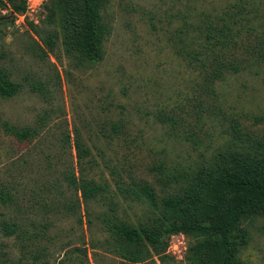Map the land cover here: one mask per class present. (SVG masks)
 I'll list each match as a JSON object with an SVG mask.
<instances>
[{"label":"rangeland","instance_id":"rangeland-1","mask_svg":"<svg viewBox=\"0 0 264 264\" xmlns=\"http://www.w3.org/2000/svg\"><path fill=\"white\" fill-rule=\"evenodd\" d=\"M12 1L0 0V65L19 88L12 98L0 96V188L13 197L0 198V264H125L106 252L116 242L101 217L138 225L152 213L118 185L145 181L162 198L186 183L202 154L211 159L228 147L233 125L261 133L264 52L242 33V45L199 53L202 61L185 54L200 50L191 45V26L215 21L238 0H108L98 64L68 53L73 29L63 0H27L33 11L19 22L9 17ZM246 1L262 12L253 28L264 32V0ZM220 60L242 61L241 71L209 80ZM9 128L31 135L19 140ZM77 137L91 153L88 178L105 188L89 202L65 179L80 177ZM14 222L21 230L7 237L3 225ZM248 226L241 260L264 264V217ZM184 238H171L182 259L169 264L185 262L182 247L192 241ZM155 261L148 264H162Z\"/></svg>","mask_w":264,"mask_h":264},{"label":"trees","instance_id":"trees-1","mask_svg":"<svg viewBox=\"0 0 264 264\" xmlns=\"http://www.w3.org/2000/svg\"><path fill=\"white\" fill-rule=\"evenodd\" d=\"M63 1L68 13L66 20L73 29L68 53L76 51L89 62L101 63L105 57L107 35L102 12L108 0ZM247 3L238 0L215 21L207 18L201 24L191 26L197 33L190 38L191 45H197L200 50L192 52L188 49L185 54L202 61L199 53L201 56L212 55L215 49H233L241 44L242 33L248 39L255 36L257 45L264 52V32L257 33L253 28V23L261 18L262 12L254 5L245 7ZM11 9L9 17L12 19L15 14L25 13L27 0H13ZM236 27L239 28L237 31ZM248 30L253 32L250 37L247 36ZM188 35L189 32L186 38ZM47 44L53 47L54 39L50 38ZM208 60L211 64L213 59ZM218 62L220 64L213 67L209 74L211 81L222 78L227 70L241 71L242 61L230 64L221 60ZM203 65L207 66L206 62ZM18 93V85L2 71L0 65V96L12 98ZM8 130L11 131L10 128ZM11 132L19 140L31 135L29 129ZM68 139H71L70 135ZM229 142L225 150L211 159L202 154L196 171L185 177L186 183L179 185L170 195L159 198L155 188L145 181H132L129 186L118 185L119 193L125 199L146 203L152 216L138 225H131L116 214L101 217L104 230L116 242L109 241L106 252L125 264H148L156 262V258L162 264L174 263L176 258L168 253L171 238L184 235L192 241L185 252L186 264H243L241 253L250 239L248 225L264 217V130L252 134L244 132L240 125H233ZM75 144L80 177L69 173L65 179L70 186L82 192L85 202H89L102 194L105 188L88 178L85 160L91 155L89 149L78 137ZM180 182L177 178L176 183ZM0 198L5 203L13 202L6 186L0 188ZM20 230L16 222L3 225L7 237ZM35 264L51 263L41 260L38 263L35 261Z\"/></svg>","mask_w":264,"mask_h":264},{"label":"built area","instance_id":"built-area-1","mask_svg":"<svg viewBox=\"0 0 264 264\" xmlns=\"http://www.w3.org/2000/svg\"><path fill=\"white\" fill-rule=\"evenodd\" d=\"M33 8H34V6H32L31 5V1H28V3H27V10L29 11V10H32L33 11ZM26 10V11H27ZM26 13V12H25ZM25 13H23L21 16H19V15H17V14H15L17 17H18V20H16L17 22H19V18L20 17H22L23 19L26 17V14ZM180 236H182V239H184L185 240V238H184V235H180ZM174 237V236H173ZM186 241V240H185ZM172 244V252L173 253H170L172 256H174L176 259H177V257L179 258V259H182V254H180V252H178V247H177V244H175L173 241L172 242H170V245ZM174 244V245H173ZM187 245V244H186ZM171 248V246L169 247V249ZM182 248H185V251L184 252H186V250H187V248L185 247V244H184V247H182ZM178 254H179V256H178Z\"/></svg>","mask_w":264,"mask_h":264}]
</instances>
